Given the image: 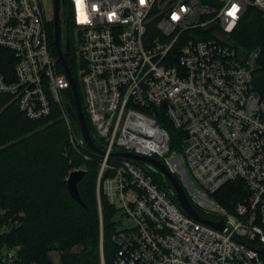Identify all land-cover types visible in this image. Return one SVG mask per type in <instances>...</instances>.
<instances>
[{
    "label": "built area",
    "instance_id": "built-area-1",
    "mask_svg": "<svg viewBox=\"0 0 264 264\" xmlns=\"http://www.w3.org/2000/svg\"><path fill=\"white\" fill-rule=\"evenodd\" d=\"M69 4L82 110L99 151L84 141L76 118L75 125L71 82L50 49L40 0H0V46L16 57L11 74L0 71V93L30 119L57 115L68 147L84 160L100 158L97 195L101 189L131 223L113 234L111 264H264V97L254 87L260 51L230 41L245 10L264 12V0ZM234 4L235 19L228 15ZM162 116L183 133L180 153L170 151ZM120 152L156 158L175 175L184 164L205 196L237 179L247 194L232 211L218 204L206 210L223 218L218 230L187 215L149 163ZM11 228L1 222L0 234ZM17 249L1 248L0 261L11 264Z\"/></svg>",
    "mask_w": 264,
    "mask_h": 264
},
{
    "label": "trees",
    "instance_id": "trees-1",
    "mask_svg": "<svg viewBox=\"0 0 264 264\" xmlns=\"http://www.w3.org/2000/svg\"><path fill=\"white\" fill-rule=\"evenodd\" d=\"M58 1L59 13L61 9L63 22L69 27V0ZM47 29L49 46L55 54L51 20L47 22ZM66 40V63L84 109L83 90L77 77L81 61L68 34ZM230 41L242 50L259 49L254 87L264 97V12L248 7L231 32ZM15 62L13 52L0 46V71L11 74ZM58 68L63 70L59 61ZM70 99L73 106L71 95ZM84 117L92 139L99 144L85 113ZM159 121L169 133L170 151L180 152L181 130L174 128L166 117H160ZM75 125L78 129L76 119ZM68 145L67 129L60 118L30 119L9 95L0 93V223L12 224L10 231L0 234V249L18 248L11 264H101V254L105 264L113 262L116 245L112 237L118 228L114 219L117 209L101 189L97 195L100 158L94 154L90 160H84ZM81 165L85 173L77 189L83 205L71 198L66 187L68 170ZM109 174L106 171L103 176ZM152 174L158 186L166 189L163 175L158 171ZM246 194L243 182L237 179L210 195L221 207L232 211ZM190 201L200 216H207L206 210ZM52 251L58 253L57 263L50 256ZM0 264L6 263L0 261Z\"/></svg>",
    "mask_w": 264,
    "mask_h": 264
},
{
    "label": "water",
    "instance_id": "water-1",
    "mask_svg": "<svg viewBox=\"0 0 264 264\" xmlns=\"http://www.w3.org/2000/svg\"><path fill=\"white\" fill-rule=\"evenodd\" d=\"M52 24H53V44L55 47V52L57 55V58L62 65L64 72L66 73L67 77L69 78L71 82V89L73 92L74 97V104H75V113H73L74 117L77 119L80 127V132L82 135V138L84 141L88 144L89 147H91L95 151H99L97 147L94 145L90 133L85 121L84 113L82 110L80 97L78 94V89L76 86V82L74 77L71 75L67 63H66V55L68 52L63 51L61 47V41H60V13H59V1L53 0V17H52ZM68 46V42L66 40V47ZM121 156L130 157V158H136L143 161H146L149 163L150 169L153 171H158L163 175V182L165 185V188L167 192L174 197V199L177 201V203L181 206L183 211L189 215L190 217L196 219L197 221L203 222L205 224H208L218 230H223L225 228L223 224V218L219 217L218 221H214L212 219L204 218L198 214L194 206L192 205L190 199L186 195V190L184 189V185L181 183L180 179L173 173H171L167 167L164 165L163 162L160 160L144 156V155H138L130 152H120L118 153ZM180 171L182 173V178L185 179L187 183L191 185V181L189 180L187 174L182 169V166L180 167ZM85 171L83 169L79 170H72L68 177L66 178V187L69 195L71 198H73L75 201H77L79 204L83 205V202L80 198L78 189H77V183L79 180L83 177ZM192 187H194L192 185ZM206 200L207 197L205 195H202ZM259 252L261 255L264 256V247L259 249Z\"/></svg>",
    "mask_w": 264,
    "mask_h": 264
},
{
    "label": "rangeland",
    "instance_id": "rangeland-1",
    "mask_svg": "<svg viewBox=\"0 0 264 264\" xmlns=\"http://www.w3.org/2000/svg\"><path fill=\"white\" fill-rule=\"evenodd\" d=\"M40 5H41V8L43 10V13H44L45 17L52 21V17H53V0H40ZM61 13H62V10L60 9V40H61V47H62L63 51L66 50V34H68L69 37L71 38V40L73 41L74 47H75L76 52H77L78 43H77L76 38H75V31H74V29H73L71 24H70L69 27L65 25V23L63 22L64 15L61 14ZM76 56L78 57L77 53H76ZM80 67H82V63H81V66H78V68H80ZM78 68H77V70H78ZM54 117H57V115H54ZM178 153H180V152H178ZM182 169L185 172V174H187L189 180L191 181V185H190L189 183H187L185 181L184 178H182L183 176H180L179 174H176L178 176V178L180 179L181 183L184 185V189L186 190V195H188L190 197V199L195 204H197V206L199 208H201L203 210L212 211L213 207L215 206V204H217L216 199L213 198L210 194H206V197L208 199V200H206L202 196V192H201L200 187L197 185L195 180L188 174L187 169H186L184 164H182ZM192 185L194 187H192ZM207 216H209L210 218H215V219L219 218V216H217L216 213H212V215L211 214L210 215L207 214ZM114 219L117 221L118 229H123V228L131 226V223H129L126 220V218L123 216L121 210L117 209L116 213L114 214ZM50 256L54 260V262H56V263L58 262V253L56 251L50 252Z\"/></svg>",
    "mask_w": 264,
    "mask_h": 264
},
{
    "label": "clouds",
    "instance_id": "clouds-1",
    "mask_svg": "<svg viewBox=\"0 0 264 264\" xmlns=\"http://www.w3.org/2000/svg\"><path fill=\"white\" fill-rule=\"evenodd\" d=\"M230 11H235L236 13L239 11V8H238V6L237 5H233L232 7H231V10ZM229 11V12H230ZM236 17L234 16V19H235ZM230 30V29H229Z\"/></svg>",
    "mask_w": 264,
    "mask_h": 264
},
{
    "label": "snow or ice",
    "instance_id": "snow-or-ice-1",
    "mask_svg": "<svg viewBox=\"0 0 264 264\" xmlns=\"http://www.w3.org/2000/svg\"><path fill=\"white\" fill-rule=\"evenodd\" d=\"M141 3H144V0H141ZM228 15H230V16H235L236 15V12L235 11H230L229 13H228ZM174 19H177V17H173Z\"/></svg>",
    "mask_w": 264,
    "mask_h": 264
},
{
    "label": "bare ground",
    "instance_id": "bare-ground-1",
    "mask_svg": "<svg viewBox=\"0 0 264 264\" xmlns=\"http://www.w3.org/2000/svg\"><path fill=\"white\" fill-rule=\"evenodd\" d=\"M179 175L182 176V174L179 172ZM202 201V200H201ZM210 208V207H209Z\"/></svg>",
    "mask_w": 264,
    "mask_h": 264
}]
</instances>
